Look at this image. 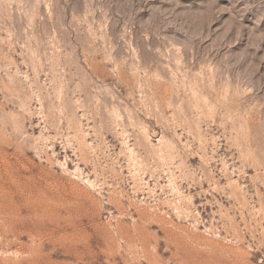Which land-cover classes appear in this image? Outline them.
<instances>
[{"label":"rangeland","instance_id":"obj_1","mask_svg":"<svg viewBox=\"0 0 264 264\" xmlns=\"http://www.w3.org/2000/svg\"><path fill=\"white\" fill-rule=\"evenodd\" d=\"M0 264H264V0H0Z\"/></svg>","mask_w":264,"mask_h":264},{"label":"bare ground","instance_id":"obj_2","mask_svg":"<svg viewBox=\"0 0 264 264\" xmlns=\"http://www.w3.org/2000/svg\"><path fill=\"white\" fill-rule=\"evenodd\" d=\"M32 259V258H31Z\"/></svg>","mask_w":264,"mask_h":264}]
</instances>
